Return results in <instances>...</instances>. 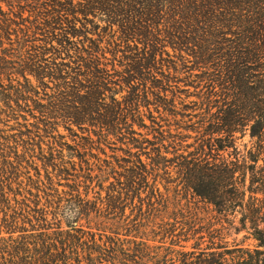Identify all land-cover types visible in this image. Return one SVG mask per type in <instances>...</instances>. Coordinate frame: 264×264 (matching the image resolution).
<instances>
[{"label": "trees", "instance_id": "1", "mask_svg": "<svg viewBox=\"0 0 264 264\" xmlns=\"http://www.w3.org/2000/svg\"><path fill=\"white\" fill-rule=\"evenodd\" d=\"M0 1V264H264V0ZM179 83L219 105L190 145Z\"/></svg>", "mask_w": 264, "mask_h": 264}, {"label": "rangeland", "instance_id": "2", "mask_svg": "<svg viewBox=\"0 0 264 264\" xmlns=\"http://www.w3.org/2000/svg\"><path fill=\"white\" fill-rule=\"evenodd\" d=\"M0 5L2 6V8L4 10H8L9 6L7 5L6 2L4 1H0ZM26 16L30 15V12L27 8L26 12H25ZM28 24H31L30 22ZM169 50L171 51V53H173L172 49L169 48ZM198 70H196L195 72H197ZM180 89H182L181 93L179 94V97L176 98L174 97L171 93H170V98L173 96V98L176 99V101L174 103H172V105H166L168 107H173L175 110H171V114L169 112H167V114L163 113L162 115L165 116L167 118V120L171 123V127L173 132H180L184 135H186L184 137V142L183 144H188L190 145L191 143L194 142L195 137L199 136L203 131L201 130L200 127V122L201 121V117L206 116L205 115L206 111L205 108H209L210 107V112L215 114L217 113V111L219 110V105H202L200 100H201V95L203 94V92L205 91V88L202 87H194L193 85H184L183 83H179ZM152 107V109L154 108H160L161 111L164 109L165 105H156V104H151L150 105ZM177 112V113H175ZM175 113V114H172ZM154 115H160L159 112L155 111ZM28 120L30 121H36L35 118L31 117V116H27ZM146 124H151V120L146 119L145 120ZM250 125H246L244 127H242L240 130H238L235 133V142H236V146H237V151L241 153V155H246V150L249 149L254 140L252 139L251 135H250ZM135 128L137 129V131L141 132L142 134H145L147 132L146 128H139L138 125H135ZM63 130V128H61ZM64 131V130H63ZM199 131H202L201 133H199ZM225 133H219V132H215L214 136L215 137H222L224 136ZM139 136V135H138ZM149 137L151 138V136L149 135ZM73 139V140H72ZM66 144H75V140L74 137H68L66 140ZM117 145H120L121 143H119L118 141ZM126 147V145H124ZM186 149V151H188L190 148L189 147H185L181 150H179L178 152H183ZM134 151L138 150V148H134ZM173 151V152H172ZM175 151L173 149H171V152H167L166 155L169 158L174 157L175 156ZM186 153V152H185ZM144 160H149L146 155L143 156ZM260 163H263V160L260 161ZM166 167L165 168L166 171H168V177H170L169 179L171 181H176L178 182V176L179 175V166L176 165V163H174L173 161H169L166 162ZM249 180V177H248ZM248 182V181H247ZM165 183V182H164ZM171 184V183H169ZM176 183H172L171 185H174ZM175 186V185H174ZM62 188V187H61ZM198 207L201 211L205 212V211H211L212 207L205 205L203 203H199ZM171 210H174L175 212L178 211H185L186 209L180 205H171L170 206ZM205 210V211H204ZM206 213V212H205ZM214 215H216V212L214 211ZM241 217V214H239L237 216V221L236 224H238V221ZM189 218V217H188ZM175 220V219H174ZM181 220V219H179ZM180 222V221H179ZM180 226V225H178ZM181 227V226H180ZM245 234L246 231L242 230L239 233L233 232L231 233L229 236H227L226 240L227 241V247L226 249H230L229 251H231L232 255L237 254L238 252H236L235 248H239V247H244L247 248L249 247H253V244L255 243L253 239L251 238H245ZM193 237L188 240V241H182L180 246H175L176 250H179L181 252H191L194 251V243L197 242L198 240L200 241V237L199 234H192ZM205 241V242H204ZM209 241V237L206 234L205 238L202 242H204V244L208 243ZM151 243L158 246V247H164L167 248V246L170 245V240H165L163 242H160L158 238H154L151 240ZM203 244V245H204ZM223 249V248H222ZM219 249V250H222ZM154 255V254H153ZM156 258H163L168 259L169 263H173V264H181L180 259H178V257H171L170 254L167 255V253L165 252V249H160L159 251V255H154ZM227 256L230 257V254H228Z\"/></svg>", "mask_w": 264, "mask_h": 264}, {"label": "clouds", "instance_id": "3", "mask_svg": "<svg viewBox=\"0 0 264 264\" xmlns=\"http://www.w3.org/2000/svg\"><path fill=\"white\" fill-rule=\"evenodd\" d=\"M68 216L71 218L73 215L69 214Z\"/></svg>", "mask_w": 264, "mask_h": 264}]
</instances>
